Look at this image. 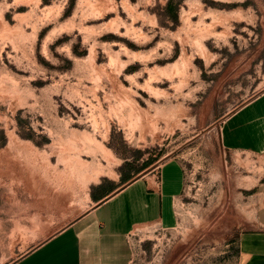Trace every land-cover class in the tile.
<instances>
[{
	"label": "rangeland",
	"instance_id": "1",
	"mask_svg": "<svg viewBox=\"0 0 264 264\" xmlns=\"http://www.w3.org/2000/svg\"><path fill=\"white\" fill-rule=\"evenodd\" d=\"M263 91L264 0H0V264L175 158V226L131 263L238 264L264 154L220 130Z\"/></svg>",
	"mask_w": 264,
	"mask_h": 264
},
{
	"label": "crops",
	"instance_id": "2",
	"mask_svg": "<svg viewBox=\"0 0 264 264\" xmlns=\"http://www.w3.org/2000/svg\"><path fill=\"white\" fill-rule=\"evenodd\" d=\"M220 139L225 152L264 154V91L223 121ZM185 174L179 160L166 161L39 238L7 264H132L130 234L135 229L175 226L174 202L185 191ZM256 195L262 199L255 207L256 219L238 238V264H264V189Z\"/></svg>",
	"mask_w": 264,
	"mask_h": 264
}]
</instances>
